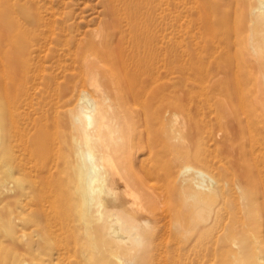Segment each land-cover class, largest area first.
Instances as JSON below:
<instances>
[{"label": "rangeland", "instance_id": "374dc122", "mask_svg": "<svg viewBox=\"0 0 264 264\" xmlns=\"http://www.w3.org/2000/svg\"><path fill=\"white\" fill-rule=\"evenodd\" d=\"M103 1L0 0V264H230L235 252L241 264H249L254 237L264 254V58L249 48L256 30L249 1L169 0L167 9L166 0H142L128 10L117 0L115 25ZM105 20L117 33L109 24L106 33ZM100 63L104 71L120 66L128 73L124 84L132 100L137 97L130 106L149 115L142 114L137 131L146 159L138 167L160 193L154 201L158 212L152 238L129 252L88 236L92 229L85 231L79 217L77 193L68 194L77 214L69 225L38 223L34 210L45 205L50 188L60 183L69 189L75 179L69 168L73 179L67 180L59 149L48 137L63 132L67 120L59 110L75 88L88 85L89 65ZM166 107L171 112L164 113ZM188 162L204 167L219 182L217 191L200 198L185 191L181 167ZM61 170L65 175L56 174ZM51 177L57 178L53 187ZM181 205L187 210L175 214ZM183 238L187 246L173 252Z\"/></svg>", "mask_w": 264, "mask_h": 264}, {"label": "bare ground", "instance_id": "6f19581e", "mask_svg": "<svg viewBox=\"0 0 264 264\" xmlns=\"http://www.w3.org/2000/svg\"><path fill=\"white\" fill-rule=\"evenodd\" d=\"M102 1L103 0H101V2ZM114 1L117 2V0H104L103 1V5L105 4V9H106V10L105 9L104 10L107 14V16L106 15L105 16L107 17L109 23H111L110 19H113L112 20L113 24L115 22H117V21H115L116 17L114 19V16H113L114 11H115L114 10V4H113ZM124 1L127 5L128 10H132L133 7L138 8L139 7L138 4L139 3L142 4V2H143L142 0H124ZM248 1H249L248 15L250 17L251 24H254L256 26V30H255L253 37L250 36L249 48H251V50L253 51L254 54H257V55L259 54V55L263 56V58H264V0H248ZM169 2H170L169 0H166V5H168V7L166 6L167 9H169V5H170ZM115 8L117 11L120 10L119 7H115ZM108 16L110 17V19L108 18ZM111 16H113V18H111ZM38 20H39V18H38ZM108 22L107 21H106V23L104 22L105 23L104 27H105L106 33H107V31H111L109 29L112 26V24H109ZM106 24H109L108 30H106L108 28V26L106 27ZM101 25H102V21H101ZM116 25H117V23H116ZM113 27H114L113 29L111 28L114 31L113 33H117V31H118V29L116 28L117 26H113ZM115 28L117 30H115ZM100 30H101V27H100ZM103 33H105V32H103ZM111 33L112 32H110V34ZM113 33L111 35H113ZM146 35H148V34H146ZM116 36H118V34L115 35V38H116ZM61 39H62V37H61ZM117 39L119 41V38H117ZM59 42H61L60 39H59ZM101 42H102V39H101ZM120 42L121 41H119V43ZM97 44H98V42H97ZM117 45L120 46L121 44H117ZM117 45H115L114 47H116ZM103 47H105V46H103ZM117 48L118 47H116V49ZM97 49L99 50V48H97ZM101 51H102V49H101ZM109 51L111 52V50H109ZM108 52H107V55H111V53H113V51L111 53L109 52V54H108ZM116 53L118 54V50H116ZM81 54H83V53H81ZM97 54H95V55H97ZM101 55L103 56V54H101ZM107 55L103 56V58L104 57H107V58L110 57ZM88 56H90V55H88ZM97 56L96 57L98 60L99 55H97ZM84 57H85V55H84ZM111 58L112 59L117 58L116 54H115V57H111ZM252 58L253 57H251V60H252ZM258 58L261 59L260 56H258ZM91 59H94V58L92 57ZM255 59H256V57H255ZM97 60H95V61H97ZM248 60L250 61V59H248ZM261 60H263V59H261ZM106 61H108V60H106ZM119 61H120V58H119ZM257 61H260V60H257ZM104 62L105 61H103L101 63H104ZM260 62L262 63V61H260ZM91 63H94V62L91 60ZM97 63L98 62H96L95 64H97ZM101 63L96 65V66L94 64H93V66L89 65V67H88V78L86 79L88 85H83L81 88L80 87L75 88L73 91L74 95L70 98V102L66 103L64 106H62V109H63V110L61 109L62 111L59 110V112L64 114L63 118L65 120H67V124L63 128V132L62 131H61V133L56 132L54 135L50 134L48 137V141H52V142L55 141V143H53V145L51 143V146H54V144H56L58 146V147L57 146H55V147L59 149V151H58L60 153L59 156H60L61 160L63 161V163L65 164V166L63 167L64 169L63 168L62 169L65 172H68L66 170H68L69 168H71L72 171L74 170V172H70V173L75 174V175L72 174L74 176H71V177H74L75 179L71 178L69 176V172H68V175L66 174L67 176H69V178L67 180L69 181L70 178L73 179V182L69 181V183H68L69 189L64 190V188H63L64 185L63 186L60 185L59 182H58L59 184H57L58 188L56 187L57 189L50 188V189H55L56 191L55 190L50 191L49 188H44L45 190L49 189V191H47V192H49V194L46 192V196L48 195L46 203L44 202L45 205L40 204V203L38 204L39 206L35 205L38 208H35L34 210L35 211L37 210L36 214L38 213L36 215V217L37 216L39 217V218L37 217L39 221L36 220V221H38V223L43 222V223L47 224V226H49V227L53 224H58V223L61 225H63V224L69 225L70 222L74 221L77 218V214L74 215L73 212L71 211L72 205L70 203L72 201L70 202L68 194L70 195V193H69L70 191H72L73 193H77L79 200H80L79 217L81 218V220H83L82 222H84L85 231L92 229V232H89L88 236L91 239L96 240L98 235H99L102 237V239H104V241H110V242H112L118 246L119 245L125 246L127 248V251L129 252L130 249H132V247L134 245L135 246L136 245H143L146 242H149V240H148L149 238L150 239L152 238V237H149V235H150L151 231H153L152 230L153 227H155V225H154L155 216H156V212H158V211H156V206H155L156 203L154 204V201L156 200L157 196H159V195H156V193H158V194H160V193L158 191H156V193H155V191L153 189L154 186L151 187L149 185L150 183H148V182H150L149 181L150 175L147 172L139 170V167H138V166H140V165H138L139 162H140V164H143L146 159H144L145 157L144 158L142 157V153H143L142 152L143 149L141 146L142 143H141V140H140V137L138 134L139 132H137V131H138V128L140 126L142 114L146 119H149V115H147L148 112L146 110H143V108L140 109L141 111L143 110V112L140 114L136 111L137 108H135V110H134L133 109L134 106L133 107L130 106L131 102L133 104V102L135 101V99L137 97H135L134 100H132L133 98H131V97H133V95H131V91H130L131 87H129V85H127V84H126L127 86H125V84H124L126 77H128V73L120 66H116V67L111 66L112 68L109 66L110 69L107 71H104L103 64H101ZM263 63H262V65H264ZM87 64H90V62L88 61ZM108 64H109V62H108ZM238 64H239V62H238ZM104 65H105V63H104ZM116 65H118V63ZM232 66L230 67V69L234 68ZM237 67L238 66H236V64H235V70L233 72L234 75H235V73H237L236 71H238V70H236ZM263 67L264 66H262V68H261L263 70L261 71L262 77L260 76V78L263 79L262 81L264 84V68ZM108 71H109L108 74L105 73ZM85 77H87V76H85ZM261 94H262V92H261ZM135 95H137V94H135ZM258 95H260V94H258ZM257 97L258 96H256V98ZM263 97H264V93H263ZM253 98H254V101H256V98L255 97H253ZM260 98H262V97H260ZM183 99H184V97H183ZM245 99H246V97H245ZM258 100L255 103H257ZM182 101L185 102L186 100L184 99ZM262 101H263V99H262ZM59 102L60 101L57 99L56 104H58ZM252 103L254 104L253 100H252ZM258 103H257V105H259ZM263 104L264 103H262L261 105L263 106ZM61 105H63V104L61 103ZM259 106L257 108L260 109L261 106L260 107ZM252 107H253V105H252ZM249 108H250V105H249ZM170 109H172V108H170ZM167 111H168V108H167ZM167 111H165L164 113H169L170 110L168 112ZM173 114H171L172 118H173ZM171 115H170V117L169 116L168 117L171 118ZM151 116L153 117L154 115L151 114ZM185 126H186V122L181 123V128L185 129ZM11 129H13V128H11ZM180 132H181V129H179V133ZM179 133H177V134H179ZM177 134H176V136H178ZM251 141H252V138H251L250 142ZM48 145L50 146V144H48ZM148 146H150V145H148ZM50 148L51 147H49V149ZM52 148H53V150H55L54 147H52ZM60 150H61V152H60ZM51 155H53V153ZM56 155L58 156V154H55L54 156L56 157ZM50 159H51V157H50ZM55 159H57V161H58L59 158H55ZM54 161L56 162V160H54ZM55 162H54V164H56ZM49 164H50V162H49ZM49 164H48V166H49ZM194 164L195 163L188 162V163H185L183 165V167H181L182 173L181 172L180 173H181V175L183 174L182 176L184 179H183V181L180 179V183L181 184L183 183V187H184L183 189H185V191H188L192 195L199 196V198L202 196L208 195L210 193H213V191L214 192L217 191L216 187H218L219 182L208 171H206L204 169V167H201L200 165L198 166L196 164L194 165ZM52 165H53V163H52ZM8 168H9V166H8ZM55 168H57V167H55ZM60 168H58L57 170H60ZM10 169H11V167H10ZM71 169H69V170H71ZM11 170H13V169H11ZM63 170H61V172H58L56 174L59 175L60 173H62L61 174L62 176L65 175V174H63V173H65ZM53 171L54 170H52V168H51V172H49V173L53 174ZM9 172L11 174V171H9ZM12 174H14V173H12ZM179 175L180 174H178V176ZM50 176H52V175H50ZM52 177H54V176H52ZM52 177H51V181H53ZM56 179L57 178H55L54 181ZM33 181H35V180H33ZM47 181L51 182L50 180H46L45 184H47ZM54 181L52 182L53 184H51V186L54 185ZM42 182H43V180H42ZM56 183H57V181H55V184ZM35 184H36V182H35ZM49 185H50V183H49ZM72 185L73 186L75 185L74 190H71L72 189L71 187H73ZM33 187H34V185H33ZM31 189H30V191L33 192V190H31ZM41 190H43V189L41 188ZM27 192H29V191L27 190ZM34 192H37V191H34ZM215 194H217V192ZM30 195L34 199L39 198L36 201L41 200L43 198L42 196H40L39 193H32V194L28 193V197ZM28 197H27V199H28ZM210 197H212V195ZM31 201H33V200H30L29 203ZM31 203L33 204V202H31ZM34 204H35V201H34ZM184 208H185V210H187L186 207H184L183 205L178 206L175 209L173 208L174 209L173 212L177 215L181 214V212L183 213ZM162 211H160V212H162ZM173 212H172V215H173ZM169 213H171V212H169ZM61 214H62V218H60ZM164 214H165V209L163 211V216H164ZM167 215H170V214H167ZM164 217H166V215ZM163 219H161V220H163ZM178 226H180V225H178ZM181 228H183V227H181ZM185 228H183V229L185 230ZM42 229H43V227H42ZM83 231H84V229H83ZM181 231H183V230H181ZM74 233H75V231L73 232V234ZM83 234H84V232H83ZM85 234H86V237H84V238H87V233H85ZM153 234L154 233H152L151 235L153 236ZM251 240H252V238H251ZM259 241H261V240H258L256 237H254L253 240L251 241L252 247H251V252H250L249 258H248L249 264H264V256H263L264 254L263 255L261 254L262 249L260 246H262V245H260ZM262 242H264V241H262ZM174 244H178V245L176 247L174 245L175 248L173 249V252H175L174 250L181 252V250L187 246V241H185L183 238V240H181L179 242L176 241V243L174 242ZM233 244H234V242H233ZM188 245H189V239H188ZM237 247H239V246H238V244L235 243L234 247H232V248H233V250H235L234 248H236V250L238 251L239 248L237 249ZM230 250H232V249H230ZM230 253L231 252H229V254ZM241 253H242V251H241ZM174 254H176V253H174ZM234 256H235V258L232 256H231V258H234L235 260L233 262L230 261L231 263L230 262L229 263L230 264H241L240 261H241L242 257L240 256V253L235 252Z\"/></svg>", "mask_w": 264, "mask_h": 264}]
</instances>
